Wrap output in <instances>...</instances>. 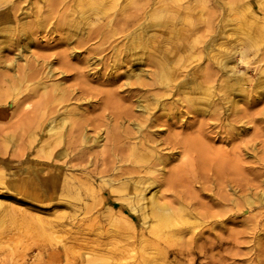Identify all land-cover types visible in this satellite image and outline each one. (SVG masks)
<instances>
[{
	"label": "rangeland",
	"instance_id": "374dc122",
	"mask_svg": "<svg viewBox=\"0 0 264 264\" xmlns=\"http://www.w3.org/2000/svg\"><path fill=\"white\" fill-rule=\"evenodd\" d=\"M87 1L0 0V19L20 21L25 16L32 22L34 38L21 59L14 42L1 44L0 49V264H264V93L252 88L264 66V7L258 0ZM92 7L98 8L97 14L91 12ZM78 10L95 20L87 27L99 31L86 46L76 49L80 53L70 56L74 41H66L67 20ZM154 13L163 17L156 18ZM149 19L165 23L151 28L145 24ZM137 32L146 44L152 35L158 55L171 59L175 81L181 87L201 85L208 75L218 89L224 78L217 63L219 41L248 47L254 54L249 66L239 67L250 83L235 104L215 101V95L212 113H186L188 102L183 93L165 92L163 101L174 105L170 112L177 108L180 113L163 119L183 134L195 133L200 125L207 153L205 164L195 157L197 165L193 163L192 171L188 166L182 170L173 191L185 195L186 202L174 207L183 205L185 212L175 214L172 223L163 227L164 232L160 228L156 236L129 198L140 174L129 172L136 156L131 155L132 147H137L139 139L127 137L117 150H107L101 140L95 141L108 122L142 137L126 121L119 124L112 119L123 108L129 109L132 118L140 117L136 99L150 92L135 84V78L126 77L132 69L129 60L134 58L127 48L134 44ZM48 62L56 71L55 79L62 81L61 96L53 88L43 90L35 82L37 77H25L19 69L28 66L32 73L38 63L40 68H49ZM71 63L81 67L84 77L77 76L72 67L67 71L70 77L61 78L59 69ZM142 79L146 82L149 77ZM45 91L54 101L43 108ZM222 94L219 91L218 97ZM63 106H77L76 118L86 117L87 141L79 138L52 144L50 139L43 140L42 119L52 108ZM156 108L151 109L153 116L162 112ZM59 147L66 150L61 158L56 153ZM174 157L161 172L187 159L183 152ZM202 165L207 167L203 169L207 176ZM165 186L151 192L158 188L166 201L174 199L172 189Z\"/></svg>",
	"mask_w": 264,
	"mask_h": 264
},
{
	"label": "bare ground",
	"instance_id": "6f19581e",
	"mask_svg": "<svg viewBox=\"0 0 264 264\" xmlns=\"http://www.w3.org/2000/svg\"><path fill=\"white\" fill-rule=\"evenodd\" d=\"M258 4L264 7V0H258ZM91 12L97 14L98 8L92 7ZM251 15L253 17V13H251ZM154 16L156 18H162L163 14L154 13ZM150 20L151 19H149V21L147 20L148 22H145V24L148 23V26L150 25L151 28L152 27L154 28V26L156 25L158 26L163 25L165 23L161 19H156L153 21H150ZM94 22H95L94 19L92 18L90 19V15L85 14V12L81 10L76 11V14L72 16L71 19L67 20V24L69 28L67 29V32H66V37H67L66 41L69 44L74 41V44L71 46L68 55L75 56V54L80 53V51L76 49H80L89 40L93 39L94 36L98 33L99 31L98 27H92V26L87 27V25H92ZM31 23L32 22H30L25 16H23L20 19V21L13 20L12 18H9V17L5 19L1 18L0 19V49L2 48L1 44H4L6 46L8 43L14 42L19 48V51L17 52V57L20 59L23 58V54L24 56L26 54L23 52L28 51L29 47L34 43L33 30H32ZM38 23H40V21ZM73 38L75 39L73 40ZM262 38L264 37H261V40ZM152 39H153L152 35H149L147 38L148 42L146 44L145 41H143L142 34H140V32H137V34L135 33V35H133V39H132V42L134 43L132 44L133 46L131 45V47L127 48V50L133 54L134 58L129 60V61H133V63L129 64L132 69L129 73H127L126 77L128 78V80L135 78L134 79L135 84L137 83L140 86H146V89H147L146 92H148V90L150 91L145 97L139 96L136 99L137 101L136 108L141 113L140 117L132 118L131 117L132 115H130L129 113V109L127 110V108L125 109L123 108V110L119 112L121 114L120 116H116L112 118L114 121H117L119 124H121L123 120L126 121L127 124L131 125L132 129H134L135 132L140 133L142 137L139 138L137 135H132L133 134L132 130L122 131L120 130V128L117 129L116 128L117 125L113 127L108 122V124L102 123L103 125L107 124L103 128L104 134L98 133L95 138V141L101 140L102 141L101 146L103 148H106L107 150L109 148L110 149L112 148V150L113 149L117 150V149L122 148L125 138L135 137L139 139L138 140L139 144L137 145V147L136 145L132 147L133 152L131 151V155H133L134 153L136 154V156L134 157L131 156L133 158L131 160L133 167L131 168V170H129V172L131 174L132 173L134 174L135 172H138L140 174H138V178L133 184L134 185L133 191L131 190L132 196L130 195L129 198H130L131 204L136 205L140 209V215L143 221L145 222L146 227L150 228L155 233V236H156L158 235L157 232L160 230V228L163 229L164 226L168 227L172 223V219L175 214L179 215L180 213L182 214L185 212L183 205H181L180 207H174L175 203L185 204L186 202L184 201L185 195H183L184 197H182L180 193H178L179 190H177L176 193H174L173 191V188L174 189L178 188V186L176 185H178L177 183H179L182 179L181 178L182 170L187 169V168H184L186 166H188L189 167L188 169L191 170L193 167V163L194 165L196 164L195 157L199 160H203L205 164L206 162L205 154L207 153L206 148L203 145L202 138L204 134L202 132V127L200 125L197 127L196 130H194L195 133L183 134L181 131H177V130L175 131L174 129H172V128H175V127H171L172 125H175L173 122L171 124H167L166 119H163L166 115H168L169 117H172V116L175 117L177 114L180 113L179 109L177 108L175 109L174 112H170V110L173 109L174 105L172 107L168 106V104L166 105V103L163 101L164 99H162L164 94H166L169 90L173 92L181 91V93H183L184 95V99L188 102V106L185 108V112L186 113L192 112L194 114H199V115L204 114V113H207V114L212 113L213 112L212 107L215 105L216 100H220L222 103L223 101H225L228 103L233 102L235 104L238 101L235 98L248 91V87L246 86V84L250 80V77L244 71L240 70L239 67L249 66V64L251 63L249 61V58L250 56L254 54H251L247 51L248 47L244 48L242 45H239L237 43L225 45L223 41H219L217 43L219 46L217 63L220 67V70L224 74V78H222L221 82L218 84L219 85L218 89L216 88V85L212 83V79L211 77L209 78L208 75L204 76V81L201 85L199 84V82H196L193 85L189 83L181 87L179 83L175 81V68L172 65L171 59L158 55L159 50L154 47L155 44H153ZM261 40L259 41V43L261 42ZM257 43L258 42L256 41L255 45H257ZM260 44H262V42ZM66 56L67 55L63 54L64 59ZM67 59H68V56H67ZM124 62L126 63L125 60L123 61V63ZM39 63L37 64L38 66L37 71L32 72V73H28L27 71L28 66H24V68H19V69L20 70L22 69L23 71L22 74L25 77L26 76L27 77H37L35 82L40 84L43 90L50 87V88H53L54 90L61 92L60 94L61 96L63 92V89L61 88L62 81L61 79H55L54 76L56 74V71L52 68V62L47 63L49 64V68L47 67L45 68L44 66H41L40 68ZM144 63L146 64L147 68L143 67L145 65ZM71 64L73 65V63ZM8 65H10V63H8ZM72 65H70V67H68L69 65L64 66L59 69L58 74L61 73L62 79L70 77V74L67 73V71L68 69L70 71L72 67L74 71L77 70L75 72L77 76L84 77L83 76L84 74L81 71V67H78L75 64L73 66ZM18 73H19L18 71L14 73L15 77L17 76L16 74ZM145 76L149 77V79H147L148 81L146 82L144 79H142V77H145ZM92 77L95 79L96 76L95 77L92 76ZM105 78L106 77H104V79ZM81 80H83L84 83L86 82L84 81V78L83 79L81 78ZM47 81H51L52 83L48 84L46 83ZM86 83H89V82H86ZM252 88H255V89L258 88L259 93H264V66L261 67L260 74L256 78V82H254V84L252 85ZM194 89H197V92H198V89H200V91L196 93ZM219 91H222L223 94L218 97ZM45 94L47 95V91H45ZM45 94L41 98L44 103L43 108H46L48 103H50L52 100L51 98L48 97V95L46 96ZM231 94H233L234 96L230 97ZM215 95L217 97L215 98V101H214ZM175 100H179V98H176ZM53 101L54 100H52V102ZM155 107H157L156 109L162 112L158 115L153 116L154 113L151 112V109ZM77 108H78L77 106L73 108H67L63 106L61 109L60 108H56V109L52 108V110L48 109L51 112L42 119L44 129L41 135L43 137V140L47 141V139H50L52 144L54 142L55 144H59V143L63 144L66 142L69 143L73 139H79V138L83 141H87L89 135L88 133H86L85 130H86V123L88 122L87 120L84 119L86 117H84L83 119L81 117L80 119L76 118V116L79 114V112L77 111L78 110ZM40 111H43V109H41ZM97 120L98 118L93 119L94 122H96ZM84 121L86 123H84ZM35 125L37 126L36 123ZM160 125H166L165 126L166 128L159 129L158 127ZM152 127H156V128L153 129ZM188 127H189V124H188ZM148 128H151V129H149L148 131ZM143 130H146V132H144ZM163 130H165L166 133L163 135L164 136L163 138L162 137L159 138L160 136H162L160 135V132H163ZM32 131H31V134H32ZM151 135H154V137ZM162 143H164V147L160 146ZM165 149H167L168 151H164ZM180 152H183L184 156H186L187 159H184L183 160L184 162L180 163L179 165L173 164L167 170H164L163 172H161L166 166V164L170 160H173L175 158L174 154L180 153ZM56 153H57V157L61 158L64 155H66V150L63 147H59ZM161 164L162 166L158 167ZM202 167H203L202 171H204L203 172L204 176H207L205 172L206 170H203V169H206L207 167L204 168L205 166L203 165ZM191 182L192 181L188 183H191ZM161 185H166L168 186V189H172V192L174 193L172 196H174L175 198L174 199L172 198L171 200L166 201V199H164V195L161 194L158 188L154 189L151 192L153 188L157 186H161ZM147 189L149 190L147 191ZM147 192H151L149 196H147ZM187 192H189V190L188 191L186 190V194ZM191 199H193V197ZM109 201L112 203V205H117L116 202L111 201V200ZM118 206L120 207L121 211L125 210L124 205L118 204ZM201 214L203 213L201 212ZM150 220L151 221L154 220L153 224H151V222L149 224ZM176 222H179V221H176ZM176 222L175 224H177ZM163 232H164V229H163ZM121 257H124V256H121ZM131 257L132 256H130L129 259H131ZM120 259L122 260L123 258H120ZM149 263H152V262H149Z\"/></svg>",
	"mask_w": 264,
	"mask_h": 264
}]
</instances>
